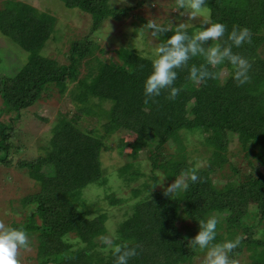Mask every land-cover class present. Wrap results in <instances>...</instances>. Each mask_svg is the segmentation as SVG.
Instances as JSON below:
<instances>
[{
	"label": "trees",
	"instance_id": "1",
	"mask_svg": "<svg viewBox=\"0 0 264 264\" xmlns=\"http://www.w3.org/2000/svg\"><path fill=\"white\" fill-rule=\"evenodd\" d=\"M109 1L60 0L65 8L87 12L92 19L89 33L68 45L64 64L38 55L54 28L55 20L49 13L17 0L0 1L2 37L29 54L13 76L2 78L0 116L6 112L17 120L22 110L54 90L59 96H67L81 115H92L98 124L103 123L100 134L96 128L81 129L79 116H61L44 147L45 154L33 161L17 162V168L26 171L37 187L21 201L22 206L32 205L34 210L20 222L10 224L24 228L30 241H38L35 255L24 260L34 264H114L112 251L100 240L106 233L108 214L99 205L86 208L81 193L90 183L100 186L107 181L99 161L100 151L108 149L106 141L111 133L126 131L133 135L128 155L137 158L144 150L150 172L160 170L173 182L182 170L193 167L187 161L188 146L171 142L188 130L196 132L200 138L197 143L211 153L209 166L198 170L200 181L173 196L149 191L144 185V194L150 193L138 199L141 192L134 187L131 192L138 200L130 202L126 208L130 212L115 224V242L139 245L138 255L128 264H184L194 254L185 238L190 240L198 233L199 219L216 216V243L240 236L241 243L231 257L235 259L246 247L251 252L249 264H264V260H256L257 255L264 256V231H256L257 225L264 224V173L254 168L242 174L241 181L236 179L219 187L208 176L212 166L226 161L223 154L231 138L246 156L254 149L258 165H264V0H206L208 20L224 24L227 32L221 41H208L202 47L208 49L216 43L228 46L226 37L233 25L251 30V43L232 49L252 65L248 83L237 86L234 68L227 61L214 67L197 55L176 69L174 86L182 91L174 101L167 100V91H162L155 97L156 102L148 103L144 102V81L152 71L151 59L158 45L175 32L179 19H173L169 26L166 21L156 23L171 29L154 38L156 43L152 40L154 44L147 43L140 50L135 45L117 47L115 60L101 59L96 53L102 55V50L90 34L105 21L124 22L129 18L131 27L142 30L145 39L150 33L142 28L148 19L135 12L151 0H132L122 7L111 6ZM185 30L189 36L194 35L191 26ZM201 64H205L204 70L216 72L217 78L200 84L188 79L189 69L193 65L200 69ZM70 85L73 88L68 89ZM9 131L11 125L1 121L0 164H7L11 153ZM168 143L173 146L172 152ZM130 167L126 165L119 171L126 173L124 182L139 174L134 168L129 172ZM233 172L240 174L236 168ZM154 175L149 187L154 186ZM104 199L109 206L123 201L113 194H105ZM256 232L260 239L254 237Z\"/></svg>",
	"mask_w": 264,
	"mask_h": 264
},
{
	"label": "rangeland",
	"instance_id": "2",
	"mask_svg": "<svg viewBox=\"0 0 264 264\" xmlns=\"http://www.w3.org/2000/svg\"><path fill=\"white\" fill-rule=\"evenodd\" d=\"M1 1V0H0ZM22 3H26L38 11H44L49 13L55 20L53 31L50 37L42 45L41 49H38V55L41 57H48V59L55 61L58 64H64L65 55L68 49V45L74 40L82 39L85 34L89 33L92 19L89 13L82 12L76 8H65L60 0H17ZM132 0H110L109 4L114 7H122L130 4ZM147 7L142 8L141 11L135 12L143 16L148 20H152L155 23L167 22V26L172 24L173 19H179L180 23L186 26H191L194 29V34L197 28L205 21L208 20L207 10L204 14L200 15L195 20H189L187 16L181 13L184 10H177L175 0H151ZM179 14H176V13ZM175 14V15H174ZM128 20L124 22H114L107 20L102 26H100L95 32H91L92 39L97 42L98 49L102 50V55L96 53V56H100L101 59L115 60L117 55L115 49L117 47H125L129 45L137 46L138 50L141 46H145L147 43L154 44L155 40L151 34L148 33V38L145 39L142 30H136L131 27V23ZM179 24V23H177ZM150 39V41L148 40ZM154 40V42L152 41ZM156 43V42H155ZM29 54L22 51L16 44L12 43L8 39L2 37L0 33V86L2 85V78L4 75L13 76L17 72L18 68L23 65ZM73 88L72 85L68 89ZM42 96V95H41ZM42 100L37 101L33 105L29 106L26 110H22L21 117L17 120L13 119V114L2 113L0 116V122L11 125L12 131L7 134L9 141L12 143L11 153L9 154L8 163L0 164V220L5 224L20 222L22 218L34 210V206L28 205L26 207L21 205L22 198L33 193L36 190V186L33 181L27 177L26 171L18 169L16 164L19 161H33L38 156L44 155V147L47 145L50 139L51 131L58 119L61 116L70 119L71 117L79 116V127L83 130L97 129V133H102L101 124H98L92 115H81L79 110L74 106L71 100L67 96H59L53 90L50 96H42ZM3 106L0 99V109ZM182 136H176V141H171L175 146L182 145L188 146L185 151L187 152L188 164L193 167L199 164V169H206L209 166L211 153L206 146L197 143L198 137L196 132L181 131ZM133 135L126 131L111 133L106 141L107 148L100 151L99 161L107 181L105 184L96 186L90 183L89 186L84 188L81 193L87 207L89 205H99L103 208L107 214L106 233L101 236L113 234L115 224L123 219L130 211L126 209L130 202L138 200L141 197L148 195L144 194V185L149 188V191L158 190L163 192V187H167L172 182L170 180L163 181V187L158 183L165 174L158 170L156 173H151L150 162L148 161V154L143 150L138 153L137 158H131L128 154L131 151ZM227 152L223 154L225 162L223 165L212 166V170L209 172V178L216 186H223L229 181L237 182L242 180L241 175L253 172L254 168L264 173V165L259 166L256 157L255 150L249 152V155H244V149L238 148L234 139L229 140ZM118 145L121 148L118 149ZM192 145V146H191ZM169 152H172L173 146L170 143L167 144ZM126 165H131L129 172L134 168L138 170V175L134 176L130 181H125L126 173L120 172ZM236 168L240 174H235L233 169ZM155 174V183L153 187H149L152 180L151 175ZM128 178V176H126ZM139 189L141 194L138 197H134L131 190ZM105 194H113L117 198L123 200L116 206H109L104 199ZM137 202V201H136ZM252 204V202H250ZM252 206V205H251ZM77 209L81 210L80 206ZM252 210V207H250ZM254 213V212H253ZM250 222L253 218L249 219ZM183 224V223H182ZM187 224H189L187 222ZM179 226L180 224L177 223ZM13 227V226H12ZM263 229L264 224L257 225L256 231ZM257 232L254 233V237L260 239L257 236ZM30 251L21 250V259H27L29 256H34L36 252V246L38 241L31 239ZM217 240L215 241V243ZM221 242V241H220ZM191 250L194 252L192 260L184 264H203L205 251L195 248ZM251 252L243 247L238 256L235 257L239 264H249L251 259ZM256 260L261 262L264 260L263 255H257ZM25 262V263H24ZM21 264H34L33 261L28 263L24 260Z\"/></svg>",
	"mask_w": 264,
	"mask_h": 264
},
{
	"label": "clouds",
	"instance_id": "3",
	"mask_svg": "<svg viewBox=\"0 0 264 264\" xmlns=\"http://www.w3.org/2000/svg\"><path fill=\"white\" fill-rule=\"evenodd\" d=\"M177 10L183 9L182 15L189 20H195L206 12V0H175ZM143 29L150 31L153 38H158L161 34L170 32L171 29L157 25L154 21L148 20L142 26ZM227 28L222 23H213L205 20L194 35L189 36L185 30V25L180 23L176 26L175 32L160 43L155 50L154 57L151 59L152 71L144 81L145 103L149 100L155 101V97L161 95L162 91H167L166 99L174 101L182 91V88L175 87L174 83L178 78L176 69L186 66L189 60L197 55L204 56L207 65L218 66L225 61L234 68V76L237 86H242L250 81V69L252 67L248 59L233 52V46L239 48L245 43H251L252 32L247 27L233 25L232 30L227 34L228 46L221 47L216 43L205 49L201 45L208 41H221L225 38ZM205 69V64H201L200 69L193 65L188 73V79L200 84L208 79H216V72H209ZM199 164L194 167L184 169L179 176L167 187H163L162 178L158 183L163 187L165 196H173L177 192L187 191L191 184L200 181L198 175ZM216 216L199 219L198 233L188 240V247L199 248L205 251L203 264H239L238 260L231 257V253L237 249L242 237L237 236L233 240H224L214 243L216 240V229L218 225ZM114 234L101 236V242L107 249L112 251L115 257L114 264H128L129 260L138 255L137 247H131L127 243L119 244L115 242ZM29 234L24 228H14L0 220V264H21V250L30 251Z\"/></svg>",
	"mask_w": 264,
	"mask_h": 264
}]
</instances>
